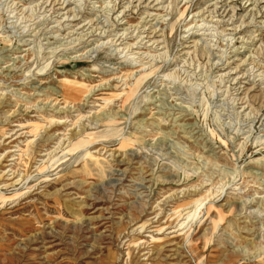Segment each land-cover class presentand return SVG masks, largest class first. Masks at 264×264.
<instances>
[{"label": "rangeland", "instance_id": "obj_1", "mask_svg": "<svg viewBox=\"0 0 264 264\" xmlns=\"http://www.w3.org/2000/svg\"><path fill=\"white\" fill-rule=\"evenodd\" d=\"M0 264H264V0H0Z\"/></svg>", "mask_w": 264, "mask_h": 264}, {"label": "bare ground", "instance_id": "obj_2", "mask_svg": "<svg viewBox=\"0 0 264 264\" xmlns=\"http://www.w3.org/2000/svg\"><path fill=\"white\" fill-rule=\"evenodd\" d=\"M120 34H121V33H120ZM127 36H128V35H127ZM128 48H129V47H128ZM128 60H130V59H128ZM64 82L68 83V81H65V80H64ZM65 102H66V101H65Z\"/></svg>", "mask_w": 264, "mask_h": 264}]
</instances>
